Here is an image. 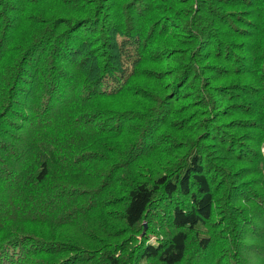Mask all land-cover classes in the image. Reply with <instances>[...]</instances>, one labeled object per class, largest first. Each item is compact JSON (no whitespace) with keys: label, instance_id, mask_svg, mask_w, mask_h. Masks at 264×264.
I'll return each instance as SVG.
<instances>
[{"label":"trees","instance_id":"16d2710c","mask_svg":"<svg viewBox=\"0 0 264 264\" xmlns=\"http://www.w3.org/2000/svg\"><path fill=\"white\" fill-rule=\"evenodd\" d=\"M264 0H0V264H264Z\"/></svg>","mask_w":264,"mask_h":264},{"label":"rangeland","instance_id":"374dc122","mask_svg":"<svg viewBox=\"0 0 264 264\" xmlns=\"http://www.w3.org/2000/svg\"><path fill=\"white\" fill-rule=\"evenodd\" d=\"M263 150H264V147H263Z\"/></svg>","mask_w":264,"mask_h":264}]
</instances>
